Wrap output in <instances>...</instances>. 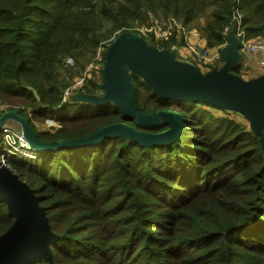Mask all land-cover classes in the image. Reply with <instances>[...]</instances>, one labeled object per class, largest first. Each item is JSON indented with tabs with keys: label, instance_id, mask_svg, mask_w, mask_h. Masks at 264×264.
<instances>
[{
	"label": "trees",
	"instance_id": "obj_1",
	"mask_svg": "<svg viewBox=\"0 0 264 264\" xmlns=\"http://www.w3.org/2000/svg\"><path fill=\"white\" fill-rule=\"evenodd\" d=\"M237 12L249 38L264 34V0H0V102L26 116L43 141L82 137L119 121L135 124L112 102L64 100L63 71L72 77L98 46L160 14L197 27L209 46L221 45ZM143 36L159 48L174 43L173 37L156 42ZM243 65L232 71L243 76ZM87 80L86 93L104 92L93 77ZM132 81L136 101L147 111L182 113L177 140L143 146L105 137L87 148L39 151L31 166L5 157L39 196L58 236L51 258L33 264H264L260 137L233 111L159 97L136 74ZM50 116L61 127L37 131L32 119ZM14 220L0 200V235Z\"/></svg>",
	"mask_w": 264,
	"mask_h": 264
},
{
	"label": "water",
	"instance_id": "obj_2",
	"mask_svg": "<svg viewBox=\"0 0 264 264\" xmlns=\"http://www.w3.org/2000/svg\"><path fill=\"white\" fill-rule=\"evenodd\" d=\"M240 41L234 27L221 48L223 63L203 71L192 63L186 67L176 60L177 49L159 48L149 43L142 33L126 31L110 42L105 50L101 70L103 94L77 93L73 99L94 104L112 102L127 119L103 125L92 133L77 138L43 141L30 120L16 109L0 114V130L7 121L21 126L29 145L40 151H55L64 147L87 148L99 144L105 137H127L143 146L170 144L184 130V116L178 109L147 111L136 101L132 74L142 78L162 98L177 101H204L218 108L243 114L250 128L264 144V73L255 79H245L232 71L244 62ZM36 96V90L32 87ZM168 123L158 132L143 127ZM0 200L14 215L13 224L0 235V264H33L51 258L50 244L58 238L51 230L46 208L29 184L0 161Z\"/></svg>",
	"mask_w": 264,
	"mask_h": 264
},
{
	"label": "built area",
	"instance_id": "obj_3",
	"mask_svg": "<svg viewBox=\"0 0 264 264\" xmlns=\"http://www.w3.org/2000/svg\"><path fill=\"white\" fill-rule=\"evenodd\" d=\"M234 21L236 22V35L240 41V51L244 53V55H249L251 57L255 56L258 67L260 68V73H264V34L257 36L253 39H247V35L245 30H243L241 26V16L237 12L234 16ZM148 32L152 33L157 39H169L175 34V36L181 39V44L176 46L175 44L171 45L172 48L177 49L181 52V48L184 50V47L188 49L192 60L196 62H204L207 63H216L222 61L221 56V48L227 43L226 42L219 45L214 52L208 49L207 42L205 38L201 35L198 29L184 26L181 22H178L177 19L171 17L165 21H156L151 25L150 28L146 29ZM106 47L104 45H100L97 47L96 52L94 54V61L105 62L103 57L105 53ZM94 63V62H93ZM198 66V65H197ZM200 67V66H199ZM86 81V75H82L76 78L64 91L63 99L68 100L69 98L75 96L79 90L82 88V85ZM75 94V95H74ZM74 98V97H73ZM8 122V121H7ZM5 123L0 130V146L1 148H5L9 146L8 149H15L19 147L21 150H27V156L34 158L32 156V151H35L32 148L28 141L26 140L22 129L18 132H15L14 128L9 123ZM0 148V150H1ZM5 151V149H2ZM9 151V150H7ZM37 153V151H36ZM0 158L4 164L9 166L5 157L8 156L5 152H0ZM35 155V154H34ZM31 158V159H32ZM27 164H32L26 162ZM10 167V166H9Z\"/></svg>",
	"mask_w": 264,
	"mask_h": 264
},
{
	"label": "rangeland",
	"instance_id": "obj_4",
	"mask_svg": "<svg viewBox=\"0 0 264 264\" xmlns=\"http://www.w3.org/2000/svg\"><path fill=\"white\" fill-rule=\"evenodd\" d=\"M152 19H153V21L151 22V23H149V24H147V25H135V26H133V27H129V28H127L128 29V31H137V32H140V33H142L143 35H145V37H147L148 39H151V38H153L154 40H156V42H161V41H166V40H169V39H171L172 37H173V39H174V43L173 44H175L176 46H178V45H180L181 44V39H179V38H177L176 36H175V34H173V36L171 37V38H169V39H165V40H163V39H157L152 33H150V32H148L146 29L147 28H150L151 27V25L153 24V23H155L156 21H165V20H167V18H165L163 15H159L157 18H155V16H153L152 17ZM178 21V20H177ZM178 22H180V21H178ZM193 26H191V28H192ZM193 28H196V29H198L197 27H193ZM261 35H263V34H261ZM257 36H260V35H257ZM257 36H255V37H257ZM255 37H246L247 39H253V38H255ZM219 46V45H218ZM218 46H209L208 44H207V47H208V49L210 50V53H211V51L212 52H214L216 49H218L217 47ZM246 56H248V58H250V59H253L251 56H249V55H246ZM246 59V61L248 60V62H249V59ZM176 60L177 61H180L182 64H184L186 67H191L192 66V60H190V59H188V58H185L184 57V55H177L176 56ZM254 60V59H253ZM245 61V62H246ZM67 64L69 65H72V66H74V61H72L71 59H67ZM94 62V63H93ZM194 63L193 64H196V65H200V67H201V69L203 70V71H207V70H209V69H211V68H213V67H210V66H212V65H222V63H223V60L222 61H219V62H216V63H207V64H205L204 62H196L195 60L193 61ZM248 62H246V63H248ZM243 66H242V68H241V73H242V75H243V77L245 78V79H248V78H252V77H257L258 75L260 76L261 75V73H260V71L259 72H255V74H254V71L252 70V71H248L246 68H245V63L243 62ZM103 66H104V62L102 63L101 62V60L100 61H94V57H92V59L89 61V62H87L85 65H84V67H75L74 68V70L72 71V73H73V76L71 77H69L68 75H67V73L65 72V71H63V74H65V81L66 82H68V85L64 88V91H65V89L76 79V78H78V77H80V76H82V75H86V81L84 82V84L82 85V88L79 90V92L78 93H80V92H85V88H88V87H90L89 86V82H88V80H87V77H89V78H92L93 77V80H96L99 84L101 83H103V80L101 79V76H100V74H101V70H102V68H103ZM254 75V76H253ZM250 76H252V77H250ZM95 94H103V91L101 90V91H99V90H95ZM75 95V94H74ZM72 98V97H71ZM71 103L72 102H74V101H72L73 99H68ZM75 100V99H74ZM9 108V105H7V104H5V103H3V102H0V114H1V112H3V111H6L7 109ZM13 109H15V108H13ZM31 111V109L29 110V112ZM214 112L216 113V114H222L223 113V111L222 110H218V109H214ZM71 113V112H70ZM230 114L234 117V118H238V119H240L241 120V122L244 124V125H246L247 127H250V123H249V120L243 115V114H241V113H239V112H235V111H233V112H230ZM7 123H9V124H11V126L14 128V130H15V132H18L19 130H21V126L18 124V123H16V122H13V121H8ZM32 123H33V125H34V127H35V129L37 130V131H39V130H48V131H55V130H57L59 127H61V124H60V122H58L56 119H54V118H52L51 116L50 117H45V118H43V119H36V118H33L32 119ZM0 148H1V146H0ZM8 148H10L9 146H6L5 148H1V150H0V152L2 153V152H5V153H7L9 156H14V157H16L18 160H21L24 164H26V162H29V163H35V161H36V159H37V157H38V155H39V151L38 150H36V149H34L35 151H32V156H35L34 158H32V157H28L27 156V150H21L19 147L17 148L18 150H15V149H8ZM2 149H5V151H3ZM7 150H9V151H7ZM36 151H37V153H36ZM35 154V155H34ZM0 156H2V155H0ZM2 158V157H1ZM0 158V159H1ZM32 158V159H31ZM0 161H2V160H0ZM27 166H31V164H27Z\"/></svg>",
	"mask_w": 264,
	"mask_h": 264
},
{
	"label": "crops",
	"instance_id": "obj_5",
	"mask_svg": "<svg viewBox=\"0 0 264 264\" xmlns=\"http://www.w3.org/2000/svg\"><path fill=\"white\" fill-rule=\"evenodd\" d=\"M179 53L181 55H184L185 58H188V59L192 60V58L190 56V53L188 52V49L187 48L184 47V50L181 48V52H179ZM252 58L254 60L251 59L250 62H248V61H247L248 63L245 62V67H246V69L248 71H252L253 70L254 71V74H255V72H259L260 71V68L258 67L257 62H256V58L257 57L255 58V56H253ZM192 63H194L193 60H192ZM198 66H200V65H198ZM250 77H252V76H250Z\"/></svg>",
	"mask_w": 264,
	"mask_h": 264
},
{
	"label": "bare ground",
	"instance_id": "obj_6",
	"mask_svg": "<svg viewBox=\"0 0 264 264\" xmlns=\"http://www.w3.org/2000/svg\"><path fill=\"white\" fill-rule=\"evenodd\" d=\"M160 97V96H159Z\"/></svg>",
	"mask_w": 264,
	"mask_h": 264
}]
</instances>
